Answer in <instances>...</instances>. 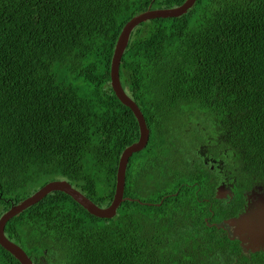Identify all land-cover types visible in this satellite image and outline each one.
Returning a JSON list of instances; mask_svg holds the SVG:
<instances>
[{
	"label": "trees",
	"instance_id": "16d2710c",
	"mask_svg": "<svg viewBox=\"0 0 264 264\" xmlns=\"http://www.w3.org/2000/svg\"><path fill=\"white\" fill-rule=\"evenodd\" d=\"M148 1L0 0V215L59 178L110 204L121 153L140 135L110 84L111 61ZM119 70L152 134L149 151L129 160L116 215L99 218L53 191L10 219L7 237L33 264H241L229 238L188 235L187 220L172 224L171 197L149 204L133 184L152 186L157 156L173 149L164 136L188 140L198 121L196 138L218 140L235 166L264 173V0H196L180 16L147 19ZM0 264L21 263L0 245Z\"/></svg>",
	"mask_w": 264,
	"mask_h": 264
},
{
	"label": "flooded vegetation",
	"instance_id": "af4514ba",
	"mask_svg": "<svg viewBox=\"0 0 264 264\" xmlns=\"http://www.w3.org/2000/svg\"><path fill=\"white\" fill-rule=\"evenodd\" d=\"M154 1H148V9L160 8L153 7ZM200 125L199 121L187 125L184 134L189 136L188 143H181L180 147L175 148L168 142L170 137L164 136L167 146L171 145L173 149L169 150V156H157L156 161L162 166L157 169L151 187L160 179L161 171L167 186L158 190L159 200L152 201V204L160 206L171 197L169 208L174 214L172 224L175 223V227L182 226V221L187 220V226L182 228L195 230L192 237H201L197 235L207 231L205 234L229 238L238 249L234 260L241 264H264V233H260L264 229V221H261L264 215V173L235 166L239 158L221 149L218 140H204V133L196 138L197 126L200 130L205 128ZM149 142L143 150L147 149ZM245 216L252 229L241 234L239 227ZM236 230L238 234L231 239Z\"/></svg>",
	"mask_w": 264,
	"mask_h": 264
},
{
	"label": "water",
	"instance_id": "95a60500",
	"mask_svg": "<svg viewBox=\"0 0 264 264\" xmlns=\"http://www.w3.org/2000/svg\"><path fill=\"white\" fill-rule=\"evenodd\" d=\"M196 0H185L183 3L177 6L169 8H155L148 9L144 12L136 14L123 26L119 37L117 39L112 61L110 67V84L119 98V100L128 106L134 113L138 125H139V139L129 146L125 147L119 158L117 174H116V186L113 194V198L107 206H99L90 197L84 194L77 187L73 186L70 181L65 178H59L50 180L42 187L28 195L18 203H13L9 209L3 212L0 216V245L9 251L15 258H17L21 264H33V261L27 251L18 243L12 241L7 237L5 228L10 219L21 214L23 211L39 202L42 198L47 196L50 192L61 191L70 195L76 202L83 206L88 212L99 218H112L116 215L121 203L125 200V188H126V175L128 169V163L134 153L143 150L150 138V129L146 123L145 116L141 111L138 104L128 95L120 80V62L122 55L128 45L130 34L133 28L139 23L155 17H175L186 13L194 4ZM264 221V215L262 220ZM230 223H233L230 221ZM250 220L247 216L241 220L239 232L242 234L246 231H250L252 228L249 225ZM261 234L264 233V229L261 230ZM257 235H259L257 233ZM257 238V237H254Z\"/></svg>",
	"mask_w": 264,
	"mask_h": 264
},
{
	"label": "rangeland",
	"instance_id": "374dc122",
	"mask_svg": "<svg viewBox=\"0 0 264 264\" xmlns=\"http://www.w3.org/2000/svg\"><path fill=\"white\" fill-rule=\"evenodd\" d=\"M174 130H176V131L179 130L178 133H180L181 132V127H180V129H179V127H174ZM184 141H187V140H182L181 138H179L177 136H175V137L174 136H171L168 142L173 143L174 147L176 148V147H180V144L181 143L182 144H186ZM157 153L161 154L162 153V150L160 149ZM154 156H155V154L151 155L150 156V159L152 160ZM159 176H161V177H160V179L156 180L157 182H156V184H155L154 187H151V186L149 188H146V187H143V186H136L135 187V185L133 184L134 188H136V189H134V192L135 193H141L144 196V199H148L149 198L151 201H158L159 195H160V192L158 190H161L163 187H166L167 186V183L164 180V172L161 171L159 173ZM154 181H155V179H154ZM171 185L172 184L170 183V186ZM171 202H172V200L170 199V201H169L168 204H170ZM152 203L153 202H151L149 204H152ZM183 211L185 212L184 209H183ZM206 232L207 231H205L203 234H199L197 236L203 237ZM194 233H195V230H191V231L188 232V235L192 236ZM236 234H238V230H236L234 232V236H231V237L229 236V237L231 239H234ZM218 249H220V247H218Z\"/></svg>",
	"mask_w": 264,
	"mask_h": 264
},
{
	"label": "clouds",
	"instance_id": "9594fccd",
	"mask_svg": "<svg viewBox=\"0 0 264 264\" xmlns=\"http://www.w3.org/2000/svg\"><path fill=\"white\" fill-rule=\"evenodd\" d=\"M149 9H151V8H149ZM147 10H148V9H147ZM145 11H146V10H145ZM143 12H144V11H143ZM35 191H36V190H35ZM19 202H20V201H19ZM10 207H11V206H10ZM10 207H9V208H10ZM5 211H6V210H5ZM5 211H4V212H5ZM0 216H1V215H0Z\"/></svg>",
	"mask_w": 264,
	"mask_h": 264
}]
</instances>
